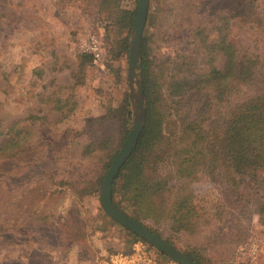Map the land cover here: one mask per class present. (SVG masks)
Segmentation results:
<instances>
[{
	"label": "rangeland",
	"instance_id": "rangeland-1",
	"mask_svg": "<svg viewBox=\"0 0 264 264\" xmlns=\"http://www.w3.org/2000/svg\"><path fill=\"white\" fill-rule=\"evenodd\" d=\"M222 1L150 0L143 36L160 139L142 184L132 181L125 191L122 172L116 201L200 264H264V161L254 178L212 167L211 153L194 168L182 162L190 158L183 130L191 115L206 114L212 87L200 85L204 98L194 105L196 91L177 100L182 118L167 99L174 82L212 67V10ZM137 7L138 0H0V264H61L67 247L101 260L144 241L109 218L99 198L135 117L128 78L134 22L127 24ZM241 33L240 51L247 46ZM88 35L102 45L98 65L81 48ZM224 59L214 65L221 69ZM138 79L144 82L141 56ZM178 169L191 172L178 179Z\"/></svg>",
	"mask_w": 264,
	"mask_h": 264
},
{
	"label": "trees",
	"instance_id": "trees-1",
	"mask_svg": "<svg viewBox=\"0 0 264 264\" xmlns=\"http://www.w3.org/2000/svg\"><path fill=\"white\" fill-rule=\"evenodd\" d=\"M262 1L223 0L218 4L212 10V67L201 76L198 75L197 79L190 82H174L170 87V98L167 99H171L173 104L172 106L170 103L171 110L180 118L182 117L175 111L177 100L178 103L184 102L186 97L190 100L191 93L196 91L199 95L194 100L191 99L194 105L196 101H202L204 98L203 88L200 89V85L206 89L208 86L212 87L211 101H204L205 107L208 108L206 114L204 116L200 114V117L191 115V122L187 123L186 129L183 130L189 132L183 152H186L190 158L183 159L182 162H192L193 168L211 153L212 160L209 157V162L212 167L222 163L239 176L254 178L256 169L264 161V2ZM149 16L148 13L147 20ZM134 18L135 12L128 17L129 28L133 25ZM244 31L247 32L244 33L247 36V46L240 51L237 38ZM209 51L211 54V50ZM219 55L225 57L221 69L214 65ZM84 56L90 58L88 55ZM149 63L147 38L143 36L141 66L144 74L143 92L147 116L143 132L131 156L113 184L112 199L119 208L115 188L120 175L126 172L125 191H129V184L132 181L142 184L144 164L151 149L160 139L161 117L159 118L158 115L154 121L152 119V113L157 114V112L151 102L155 91L149 80ZM192 83L195 85L193 86ZM160 114L166 116L164 113L160 112ZM206 116L211 122L199 119ZM190 172L189 170L182 172L178 169L175 177L183 178ZM142 190L143 188L140 189V195ZM136 199V195L134 198L131 197L132 202ZM133 238L137 239V237ZM107 257L108 255L101 257V264ZM192 259L200 264L195 258Z\"/></svg>",
	"mask_w": 264,
	"mask_h": 264
},
{
	"label": "water",
	"instance_id": "water-1",
	"mask_svg": "<svg viewBox=\"0 0 264 264\" xmlns=\"http://www.w3.org/2000/svg\"><path fill=\"white\" fill-rule=\"evenodd\" d=\"M149 5L150 0H138L137 12L132 30V38L129 45L128 78L131 87V97L133 99L135 117L132 127L121 149L113 158L111 166L105 175L99 198L101 206L109 218L133 235L147 242L149 245L157 249L161 254L177 262L178 264H197L190 257L173 247L160 236L153 233L146 226L142 225L140 222L124 213L112 199L114 181L122 167L130 158L144 128L145 106L143 83L140 79L136 80V77L137 71L140 69L141 42L147 22ZM134 84L137 87L136 92L133 89Z\"/></svg>",
	"mask_w": 264,
	"mask_h": 264
},
{
	"label": "built area",
	"instance_id": "built-area-1",
	"mask_svg": "<svg viewBox=\"0 0 264 264\" xmlns=\"http://www.w3.org/2000/svg\"><path fill=\"white\" fill-rule=\"evenodd\" d=\"M82 51L88 54L93 63L98 65L103 57L100 40L94 35H88L81 44ZM103 264H178L161 254L157 249L144 241H134L125 251L108 255Z\"/></svg>",
	"mask_w": 264,
	"mask_h": 264
},
{
	"label": "crops",
	"instance_id": "crops-1",
	"mask_svg": "<svg viewBox=\"0 0 264 264\" xmlns=\"http://www.w3.org/2000/svg\"><path fill=\"white\" fill-rule=\"evenodd\" d=\"M55 250V248H52ZM50 249V257L54 255V252ZM83 247H67L64 250V258L61 264H101L98 254H91L86 256Z\"/></svg>",
	"mask_w": 264,
	"mask_h": 264
}]
</instances>
